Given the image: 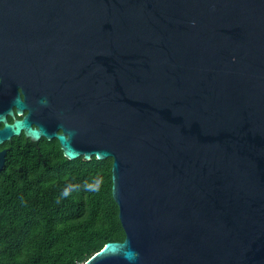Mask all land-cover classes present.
<instances>
[{
    "label": "water",
    "instance_id": "1",
    "mask_svg": "<svg viewBox=\"0 0 264 264\" xmlns=\"http://www.w3.org/2000/svg\"><path fill=\"white\" fill-rule=\"evenodd\" d=\"M0 46L45 86L0 143L112 158L125 236L82 264H264V0H0Z\"/></svg>",
    "mask_w": 264,
    "mask_h": 264
},
{
    "label": "trees",
    "instance_id": "2",
    "mask_svg": "<svg viewBox=\"0 0 264 264\" xmlns=\"http://www.w3.org/2000/svg\"><path fill=\"white\" fill-rule=\"evenodd\" d=\"M8 145L0 169V264H82L107 241L124 239L111 157L68 159L55 138L17 136Z\"/></svg>",
    "mask_w": 264,
    "mask_h": 264
},
{
    "label": "flooded vegetation",
    "instance_id": "3",
    "mask_svg": "<svg viewBox=\"0 0 264 264\" xmlns=\"http://www.w3.org/2000/svg\"><path fill=\"white\" fill-rule=\"evenodd\" d=\"M5 59L4 50L0 49V114H4L8 122H12L14 119H20L27 112V109L19 110L16 105L11 103V99L17 97L21 101L26 100L27 103H30L34 90L36 91L37 88L42 89L44 85L35 83L31 77L34 72L22 66L18 63L19 61L9 66L8 61L6 62ZM7 106L12 110L13 115L7 113ZM2 125L3 123L0 122V127ZM32 126L34 127L35 124L32 123ZM17 136L27 138L21 131L19 135H13L9 140L0 143V150L5 149V152H7L8 144ZM41 139L45 138L41 137L39 140ZM36 148L38 147L36 146Z\"/></svg>",
    "mask_w": 264,
    "mask_h": 264
}]
</instances>
